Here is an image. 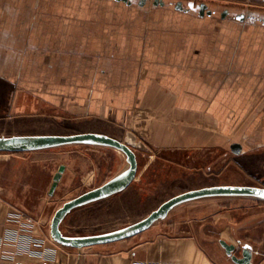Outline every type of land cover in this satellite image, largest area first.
<instances>
[{
  "label": "crops",
  "instance_id": "0c3cea01",
  "mask_svg": "<svg viewBox=\"0 0 264 264\" xmlns=\"http://www.w3.org/2000/svg\"><path fill=\"white\" fill-rule=\"evenodd\" d=\"M130 1L0 0V134L71 117L98 127L83 132L120 141L131 133L172 164L216 150L239 163L264 154V4ZM201 3L211 14L200 15ZM194 208L84 253L59 247L50 224L0 203V264H236L220 240L237 257L249 245L250 264H264L253 226L228 222L204 244L198 231L209 224L192 219ZM87 252L96 257L84 259Z\"/></svg>",
  "mask_w": 264,
  "mask_h": 264
},
{
  "label": "rangeland",
  "instance_id": "374dc122",
  "mask_svg": "<svg viewBox=\"0 0 264 264\" xmlns=\"http://www.w3.org/2000/svg\"><path fill=\"white\" fill-rule=\"evenodd\" d=\"M35 3V11L42 12L41 2ZM50 120L48 124H44L41 118H35L33 123L25 121L5 130L4 134L6 137L71 135L84 133V129H98L92 125L79 126L80 123L71 117ZM3 129L0 124L1 133ZM133 147L138 169L132 183L117 194L70 212L60 225L64 234L89 235L119 229L146 217L169 198L192 189L216 185L264 187L263 153L258 158H246L247 161L239 163L231 160V154L225 156L223 151L216 150L195 160H186L185 157L178 160L180 155H177L172 164L167 155L162 157L150 150ZM121 156L110 147L82 144L0 154V203L18 213L21 210L27 212L34 222H45L47 226L55 211L65 202L99 187L126 168L125 157ZM60 165H65L66 169L54 193L49 195L53 176ZM182 206L195 207L192 219L209 224L198 231L204 244L221 238L217 233L220 226L241 221L248 227L253 226L254 240H263L264 244V200L244 197L198 199L176 206L168 217L150 228L163 225ZM87 249L84 248L83 252L91 251ZM93 256L96 257L87 252L84 259Z\"/></svg>",
  "mask_w": 264,
  "mask_h": 264
},
{
  "label": "water",
  "instance_id": "95a60500",
  "mask_svg": "<svg viewBox=\"0 0 264 264\" xmlns=\"http://www.w3.org/2000/svg\"><path fill=\"white\" fill-rule=\"evenodd\" d=\"M130 4V0H116ZM146 0H140L139 5H144ZM153 4L163 5L162 0H153ZM175 8L183 10L182 3L178 1ZM200 15L205 13L211 14L207 10V5L201 3L199 5ZM244 18L243 15L239 20ZM128 140L120 141L108 135L96 132H84L71 135H19V136H0V152L19 153L30 152L43 149H49L65 145L82 144L110 147L121 152L125 158L127 166L120 173L109 179L99 187L93 188L81 195L65 202L58 208L50 222V236L52 240L60 246L66 248H74L81 250L86 247L104 245L117 241H122L139 235L149 229L156 222L165 219L169 212L178 205L204 198L212 197H244L264 200V187L256 186H240V185H216L202 187L198 189L188 190L186 192L175 195L161 203L155 210L151 211L146 217L139 221L121 227L119 229L89 235H66L61 231L60 225L65 217L74 209L108 198L125 190L135 179L138 162L137 157L132 149L136 146L140 149L149 150L143 143L135 142V136L131 133L128 135ZM231 151L234 154H239L241 145L234 143L231 145ZM65 166L60 165L58 171L53 176V182L49 189V195H52L62 177ZM220 245L225 250V253L236 264H250L252 259V251L249 245H243L241 256L235 254L236 246L229 244L224 240H220Z\"/></svg>",
  "mask_w": 264,
  "mask_h": 264
},
{
  "label": "built area",
  "instance_id": "2783aa9c",
  "mask_svg": "<svg viewBox=\"0 0 264 264\" xmlns=\"http://www.w3.org/2000/svg\"><path fill=\"white\" fill-rule=\"evenodd\" d=\"M242 2H243V4L245 5V6H247V7H249L252 3H254V2H259V3H261V4H264V0H242ZM22 217H24L23 215H22ZM29 221H31L32 219H28ZM18 221H19V223H20V221L21 220H19L18 219ZM22 222V221H21ZM32 223V222H31ZM255 254H258V252L257 251H255Z\"/></svg>",
  "mask_w": 264,
  "mask_h": 264
},
{
  "label": "trees",
  "instance_id": "16d2710c",
  "mask_svg": "<svg viewBox=\"0 0 264 264\" xmlns=\"http://www.w3.org/2000/svg\"><path fill=\"white\" fill-rule=\"evenodd\" d=\"M19 153H22V152H19ZM82 207V206H81ZM80 208V207H79ZM75 210V209H74ZM72 212V211H71Z\"/></svg>",
  "mask_w": 264,
  "mask_h": 264
},
{
  "label": "bare ground",
  "instance_id": "6f19581e",
  "mask_svg": "<svg viewBox=\"0 0 264 264\" xmlns=\"http://www.w3.org/2000/svg\"><path fill=\"white\" fill-rule=\"evenodd\" d=\"M120 155V154H119ZM121 157H123V156H121Z\"/></svg>",
  "mask_w": 264,
  "mask_h": 264
}]
</instances>
